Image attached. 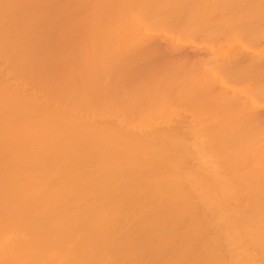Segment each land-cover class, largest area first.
Segmentation results:
<instances>
[{"label": "bare ground", "instance_id": "6f19581e", "mask_svg": "<svg viewBox=\"0 0 264 264\" xmlns=\"http://www.w3.org/2000/svg\"><path fill=\"white\" fill-rule=\"evenodd\" d=\"M0 264H264V0H0Z\"/></svg>", "mask_w": 264, "mask_h": 264}]
</instances>
